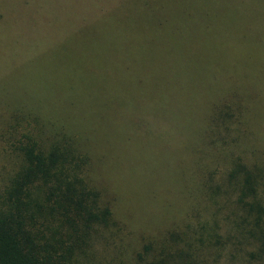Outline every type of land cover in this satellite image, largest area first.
Here are the masks:
<instances>
[{"label":"rangeland","instance_id":"obj_1","mask_svg":"<svg viewBox=\"0 0 264 264\" xmlns=\"http://www.w3.org/2000/svg\"><path fill=\"white\" fill-rule=\"evenodd\" d=\"M67 7L92 19L65 13L57 36L43 18L18 19ZM0 12L3 54L26 50L28 35L43 46L0 54V112L36 104L88 154L118 231L96 254L122 244L127 256L110 264H130L145 240L187 221L232 247L219 262L250 260L248 205L264 210V0H0ZM224 110L233 117L214 121ZM235 162L257 175L240 201L223 192Z\"/></svg>","mask_w":264,"mask_h":264},{"label":"trees","instance_id":"obj_2","mask_svg":"<svg viewBox=\"0 0 264 264\" xmlns=\"http://www.w3.org/2000/svg\"><path fill=\"white\" fill-rule=\"evenodd\" d=\"M27 6V2H22L19 9ZM65 13L68 24L79 22L81 25L93 16V11H89V15L80 17L78 9L67 7L48 8L47 13L36 12L29 18L18 14V19L39 23L43 18L51 23L47 27L57 36L64 26L61 24L65 23L62 16ZM49 17L59 22L48 20ZM35 38L24 37L28 44L26 50L3 54L7 42L0 37L1 58L6 62L8 55L33 56V48H43L33 44ZM30 105L24 108L18 104L0 112V264H83L82 256H86L85 264L90 259L98 264H110L117 255L127 256L122 244L107 249L103 256L93 251L98 243L109 246L118 231L113 229L111 210L101 202V195L87 174L89 156L77 139L66 135L63 126L52 129L44 114L37 112L36 104ZM226 110L218 112L219 118H213L214 121L230 120L233 115ZM231 170L227 177L233 182H227L224 194H236L237 201L253 194L249 182L257 179V175L236 162ZM238 172L243 173L240 181L234 176ZM263 175L261 168L260 182ZM247 214L250 218L245 236L252 252L248 253L249 261L239 264H264V210L253 200ZM216 238L212 229L195 230L185 221L181 231L172 230L161 240H145L133 250L130 264H224L219 262L218 253L229 249L225 252L232 258L233 250Z\"/></svg>","mask_w":264,"mask_h":264}]
</instances>
